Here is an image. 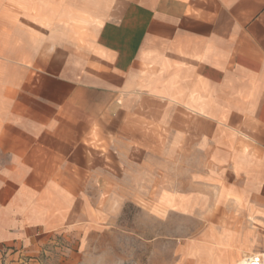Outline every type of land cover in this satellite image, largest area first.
Listing matches in <instances>:
<instances>
[{
    "label": "crops",
    "instance_id": "1",
    "mask_svg": "<svg viewBox=\"0 0 264 264\" xmlns=\"http://www.w3.org/2000/svg\"><path fill=\"white\" fill-rule=\"evenodd\" d=\"M10 1L0 245L81 243L121 211L110 172L130 166L136 203L199 220L191 260L264 254V0Z\"/></svg>",
    "mask_w": 264,
    "mask_h": 264
},
{
    "label": "rangeland",
    "instance_id": "2",
    "mask_svg": "<svg viewBox=\"0 0 264 264\" xmlns=\"http://www.w3.org/2000/svg\"><path fill=\"white\" fill-rule=\"evenodd\" d=\"M10 2L0 0V8H6ZM105 161L115 163L108 156ZM122 168L120 176L114 170L110 176L127 184V201L120 213L111 211L117 216L108 225L82 236L79 244L74 236L56 235L35 248L0 245V264H199L186 253L188 244H198L199 220L161 213L154 216L146 203L134 201L136 187L130 186L135 178L134 168ZM102 189L101 184L96 187L97 200L102 198L97 192Z\"/></svg>",
    "mask_w": 264,
    "mask_h": 264
},
{
    "label": "built area",
    "instance_id": "3",
    "mask_svg": "<svg viewBox=\"0 0 264 264\" xmlns=\"http://www.w3.org/2000/svg\"><path fill=\"white\" fill-rule=\"evenodd\" d=\"M246 261L247 264H264V254L249 255Z\"/></svg>",
    "mask_w": 264,
    "mask_h": 264
},
{
    "label": "bare ground",
    "instance_id": "4",
    "mask_svg": "<svg viewBox=\"0 0 264 264\" xmlns=\"http://www.w3.org/2000/svg\"><path fill=\"white\" fill-rule=\"evenodd\" d=\"M246 259H247V258H243V259H241L240 261H238L236 264H247Z\"/></svg>",
    "mask_w": 264,
    "mask_h": 264
}]
</instances>
